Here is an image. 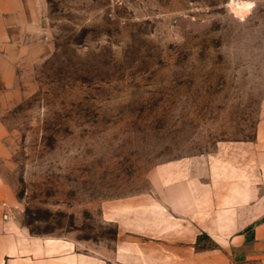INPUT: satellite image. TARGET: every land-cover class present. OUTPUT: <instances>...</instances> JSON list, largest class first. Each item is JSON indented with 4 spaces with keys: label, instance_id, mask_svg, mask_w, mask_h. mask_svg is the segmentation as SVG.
<instances>
[{
    "label": "rangeland",
    "instance_id": "374dc122",
    "mask_svg": "<svg viewBox=\"0 0 264 264\" xmlns=\"http://www.w3.org/2000/svg\"><path fill=\"white\" fill-rule=\"evenodd\" d=\"M45 2L34 91L0 116L9 222L73 243L78 263L114 264L104 205L149 193L158 165L198 158L210 186L194 248L224 245L264 191V0Z\"/></svg>",
    "mask_w": 264,
    "mask_h": 264
},
{
    "label": "crops",
    "instance_id": "0c3cea01",
    "mask_svg": "<svg viewBox=\"0 0 264 264\" xmlns=\"http://www.w3.org/2000/svg\"><path fill=\"white\" fill-rule=\"evenodd\" d=\"M45 0H0V116L34 91V65L43 57L41 22ZM3 128L0 124V135ZM255 142L264 149V106ZM208 175V170L206 171ZM202 159L169 162L150 173V192L104 205L102 216L115 224L114 264H224L264 260V191L248 199L249 222L232 231L208 255L194 248L202 228ZM214 203L213 197L209 199ZM250 204V205H249ZM243 205V206H244ZM198 213V214H197ZM235 218V216H233ZM208 234V233H207ZM224 259L219 258V247ZM75 245L29 237L12 226L0 207V264L78 263Z\"/></svg>",
    "mask_w": 264,
    "mask_h": 264
}]
</instances>
